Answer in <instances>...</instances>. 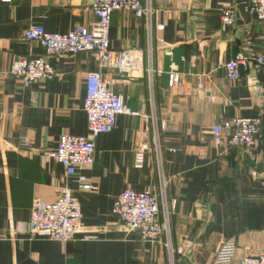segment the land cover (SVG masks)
<instances>
[{"label":"crops","instance_id":"obj_1","mask_svg":"<svg viewBox=\"0 0 264 264\" xmlns=\"http://www.w3.org/2000/svg\"><path fill=\"white\" fill-rule=\"evenodd\" d=\"M227 7L234 9L235 20L224 29L220 16ZM153 8L151 31L130 13L114 12L110 23L111 49L140 51L143 72L127 83L112 69L101 77L130 111H155L160 120L171 121L169 130L160 135L158 156L140 118L118 116L112 132L96 141L94 165L82 172L98 186L89 193L79 190L76 177L66 176L59 164H43L37 152L21 147L19 137L26 135L35 149L53 151L61 135L88 133L83 101L85 76L98 70L94 55L50 59L56 76L28 87L4 73L16 58L45 54L38 44L21 41L29 27L65 35L95 17L85 0H0V264H213L221 242L232 239L237 259L264 253V119L250 149L224 152L212 137L213 127L224 121L262 116L256 88L264 87V69L231 82L223 65L238 53H264V22L250 14L246 0L166 5L153 0ZM172 64L184 76L178 93L168 90ZM199 74L208 75L207 94L195 91ZM228 136L223 133V142ZM140 141L150 149L137 169ZM63 188L79 203V233L66 245L31 238L32 202L54 203ZM127 188L152 191L160 211H169V231L157 244L143 243L137 232L127 236L112 214L114 201ZM185 241L191 248L179 256L176 250ZM166 243L175 253L173 262Z\"/></svg>","mask_w":264,"mask_h":264},{"label":"built area","instance_id":"obj_2","mask_svg":"<svg viewBox=\"0 0 264 264\" xmlns=\"http://www.w3.org/2000/svg\"><path fill=\"white\" fill-rule=\"evenodd\" d=\"M89 11L95 20L89 26H76L65 35L46 33L40 26L29 27L22 35L21 41L32 42L41 46L44 55L33 58H16L5 76H11L19 81L23 87L51 81L56 76L50 59H59L66 56H75L78 53L94 55L98 61V70L85 76V99L83 111L87 115L88 133L85 136H60L56 149L47 151L35 149L33 141L26 135L19 137V145L28 151H35L40 155L43 164L54 162L59 164L66 176H75L79 190L96 193L98 186L93 185L82 175L94 165L96 141L101 135L110 134L115 127L118 116L140 118L144 127V136L151 134V141L155 151L160 156L159 138L169 130L170 120H160L155 111L150 114H138L130 111L123 98L110 90V85L101 77L105 69L116 71L120 78L127 82L136 79V75L143 72L142 53L136 50L115 52L109 41L110 23L114 12L130 13L138 20H144L148 31H151L152 18L156 13L153 0H85ZM166 5L172 0H162ZM246 7L255 20L264 22V0H246ZM235 11L227 7L220 16L224 29L234 25ZM159 31L163 26H158ZM169 55L171 53L169 52ZM235 59L223 65L227 81L239 82L243 74L251 75L264 69V53L247 56L238 53ZM184 62L185 59L181 58ZM150 87L153 83V70H147ZM168 90L178 93L184 83V76L176 65H171L167 72ZM198 82L196 93L207 94L204 82L208 75H196ZM256 93L262 108V116L242 119L239 117L215 125L212 129L213 142L224 149V152L233 148L250 149L254 146L264 119V87L256 88ZM151 94V91H150ZM152 101V94L150 96ZM229 133L223 142V133ZM136 148L134 161L137 169H142L144 155L150 149L147 142H139ZM165 184L161 182L163 192ZM158 198L150 190L137 193L130 189L123 190L112 206L115 215L125 234L137 232L140 240L146 244H157L163 233L169 231V211L159 209ZM162 215L163 222L159 219ZM82 214L79 203L73 199L68 189L61 190L58 200L48 204L34 200L31 205L30 220L27 224V233L31 238H40L56 241L63 245L74 240L81 227ZM173 262L174 251L166 243ZM191 244L187 241L176 250L179 256L188 252ZM236 243L234 240H223L214 257L213 264H264V253L254 254L240 259L236 258ZM190 259V256H187Z\"/></svg>","mask_w":264,"mask_h":264}]
</instances>
